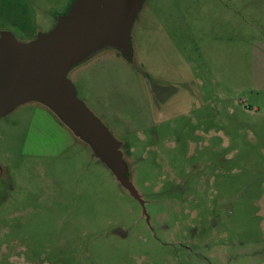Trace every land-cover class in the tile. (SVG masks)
Here are the masks:
<instances>
[{
	"label": "rangeland",
	"instance_id": "374dc122",
	"mask_svg": "<svg viewBox=\"0 0 264 264\" xmlns=\"http://www.w3.org/2000/svg\"><path fill=\"white\" fill-rule=\"evenodd\" d=\"M262 6L144 0L130 55L69 71L144 205L46 105L1 117L0 264H264Z\"/></svg>",
	"mask_w": 264,
	"mask_h": 264
},
{
	"label": "water",
	"instance_id": "95a60500",
	"mask_svg": "<svg viewBox=\"0 0 264 264\" xmlns=\"http://www.w3.org/2000/svg\"><path fill=\"white\" fill-rule=\"evenodd\" d=\"M144 0H75L48 33L21 42L0 33V118L18 106L39 102L82 138L119 182L144 205L127 178L121 144L77 97L69 71L92 53L112 47L129 55L131 31Z\"/></svg>",
	"mask_w": 264,
	"mask_h": 264
},
{
	"label": "crops",
	"instance_id": "0c3cea01",
	"mask_svg": "<svg viewBox=\"0 0 264 264\" xmlns=\"http://www.w3.org/2000/svg\"><path fill=\"white\" fill-rule=\"evenodd\" d=\"M74 1L75 0H73V2ZM72 4H70L61 14H58L54 8H47L44 5L42 6L37 0H0V33L8 31L11 32L18 41H33L39 33L50 32L55 26L57 19L66 15ZM261 8H263L264 37V0ZM229 22L230 21H228V23ZM155 24V21L141 23V28L137 33V39L139 38L142 40L145 39V37H148L150 40H155L160 39V37L162 38V36L164 37L165 34L163 33L165 30L160 27L156 29ZM134 25H136V20ZM145 26L147 27L144 28ZM222 31L227 32V39H229L230 35L232 38L235 36L233 28H227ZM132 48L133 45L131 43L130 49ZM258 50L260 51L259 69L264 75V41L259 45Z\"/></svg>",
	"mask_w": 264,
	"mask_h": 264
},
{
	"label": "trees",
	"instance_id": "16d2710c",
	"mask_svg": "<svg viewBox=\"0 0 264 264\" xmlns=\"http://www.w3.org/2000/svg\"><path fill=\"white\" fill-rule=\"evenodd\" d=\"M119 51V50H118ZM129 52H130V50H129ZM119 53H120V55H122V52L121 51H119ZM130 55V54H129ZM130 57V56H129ZM59 121H60V119H59ZM61 123H62V121H60ZM63 124V123H62Z\"/></svg>",
	"mask_w": 264,
	"mask_h": 264
}]
</instances>
